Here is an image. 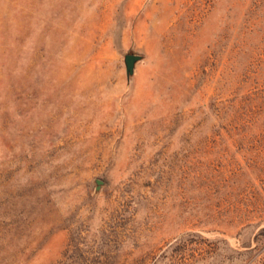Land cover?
I'll return each mask as SVG.
<instances>
[{"label":"rangeland","instance_id":"1","mask_svg":"<svg viewBox=\"0 0 264 264\" xmlns=\"http://www.w3.org/2000/svg\"><path fill=\"white\" fill-rule=\"evenodd\" d=\"M0 264H264V0H0Z\"/></svg>","mask_w":264,"mask_h":264}]
</instances>
